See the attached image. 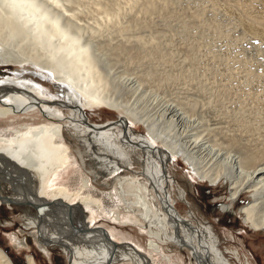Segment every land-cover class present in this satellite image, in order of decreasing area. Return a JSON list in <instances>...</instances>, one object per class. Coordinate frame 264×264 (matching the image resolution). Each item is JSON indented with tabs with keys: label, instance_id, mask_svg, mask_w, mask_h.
<instances>
[{
	"label": "bare ground",
	"instance_id": "obj_1",
	"mask_svg": "<svg viewBox=\"0 0 264 264\" xmlns=\"http://www.w3.org/2000/svg\"><path fill=\"white\" fill-rule=\"evenodd\" d=\"M260 1L264 6V0ZM78 3L79 0H0V71H3L0 76L5 75V79L0 82V123H3L0 125V202L23 206L25 210L24 230L32 229L28 235L33 237L39 250L47 256L49 247L56 245L68 253V264H154L155 262L151 256L138 249L137 246L132 243L116 241L112 239V236H109L110 233L108 234L104 228L93 224L94 217H98L102 213V208L99 205L92 202H76L74 205H69L68 202L71 198L78 197L80 191L92 192L102 200L105 214L103 217L121 221L120 215L112 212L113 208L118 209L117 204L119 203L126 210L124 213L134 217L135 222L140 221L148 230L149 235L160 244L172 243L178 248L189 250L195 264H214L209 258L208 246L200 237V232L182 220L172 203L168 187L166 188L167 185H165L168 184L169 179L166 166H169L168 163L178 155L196 174L198 180H206L211 186H215L219 180L226 179L229 183L230 201L233 202L243 194H247L249 198V201L240 208V215L245 225L254 232L264 231V137H261L263 138L261 148L252 152V150H247L248 147L245 149L231 142L236 138V135L235 137H226L222 132L223 126H221L223 118L214 119L213 117L206 125L207 121L190 119L188 127L182 132L178 131V137H175V141H171L174 139L170 134L171 129L185 121L187 111L180 104L178 106V104L168 103L162 108L160 119H164L163 124H169L172 127L170 129L168 126L159 124L160 122L155 123L154 119L144 117L133 108H129L126 102L121 103L123 100H119V98L123 97L127 91L134 96V99L137 97L139 99L137 95H140L145 83L136 82L137 87L134 89L132 87L134 85H132V89L125 84L131 80L127 79L123 85L122 82L116 81L119 77L118 74L116 76L109 68V64L116 65L114 61L110 62L112 55L115 56L116 52L109 59V54L107 57L104 52H100L103 47H96L95 40L98 43L105 41V39H97L100 33L93 34L94 31H97L96 29H87L76 25L74 16L78 11H81V8L79 9L77 6ZM94 3L98 12L110 16V20L111 16L114 17L115 12L112 6L110 7L102 0H96ZM80 21L83 22L81 18ZM243 27L252 35L264 40V34L261 30L259 31L261 26L257 23H245ZM119 29H124V27ZM119 29L117 32L120 31ZM113 31L109 34L114 35ZM139 31H137L138 33L136 30V33L131 31L122 34L116 33L117 36L114 35L110 38L113 40L121 36L120 38L135 41L141 35L139 33L142 30ZM185 31L187 29H181L179 34H183L182 37L185 35L186 40L187 32L185 33ZM195 33L197 32L195 31ZM192 34L194 35L193 32L190 35ZM111 47L113 50L116 48V46L115 48ZM155 53L159 54V51ZM257 53L259 52L257 51ZM159 59L161 58L158 57L157 60ZM152 72L154 73V71ZM37 79L52 84L55 93L43 95L44 87L37 83ZM164 80L166 81V79ZM146 85L145 88L148 87ZM54 105L58 108L70 109L73 117L69 120L73 124L85 128V131L80 133L81 136L83 135L81 138L100 145L104 143L107 146L108 142L105 139L110 138V134L113 133L115 137L118 136V141L128 149L142 151V154L146 156L148 166V172L142 175L143 179L140 180L142 182L136 183L131 180L125 182L128 180L121 179L114 185L112 192L104 193L90 188L87 178H83L78 170H74L71 176H68L69 179L65 181L68 184L65 186L67 191L58 185L57 187L52 186L53 179L62 167L63 152L65 151L61 148L60 143L62 142L57 143L62 138L60 124L63 119L56 117L53 114L54 111L51 113L50 110H46L51 109ZM93 107L118 111L120 118L105 125L90 124L87 111ZM252 113L254 114V112ZM243 115L240 120H245V114ZM246 120L252 121L248 116H246ZM42 122L45 124L40 125ZM130 122L135 125H143L146 130L145 136L141 139L134 138L130 132ZM64 143L63 141L62 144L65 145ZM112 144L115 146L114 138H112ZM259 145L261 144L259 143ZM156 166L160 167L159 170ZM146 181H148L149 187L145 186L144 182ZM3 182L10 186L12 195H8L9 197L2 196ZM150 192L154 193L152 201L154 205H159L160 210L157 208L154 211L155 208H152ZM48 197L52 200H47ZM82 206L87 207L86 213L80 209ZM221 206L222 210L229 208L226 205ZM172 208L176 213L172 212ZM88 211L89 218L86 217ZM161 216L165 220L162 221ZM122 226L126 225L122 224ZM182 228L189 234L182 237L180 233ZM16 236L13 235L12 238L15 247L27 246L25 235L21 238ZM197 240L200 241L199 247L195 245ZM160 244L150 241L148 248L161 254ZM160 257V264H177L170 259V256L168 258L161 254ZM0 264H13L1 248ZM25 264H37V262L31 255H27Z\"/></svg>",
	"mask_w": 264,
	"mask_h": 264
},
{
	"label": "rangeland",
	"instance_id": "obj_2",
	"mask_svg": "<svg viewBox=\"0 0 264 264\" xmlns=\"http://www.w3.org/2000/svg\"><path fill=\"white\" fill-rule=\"evenodd\" d=\"M95 1L79 0L77 6L79 9L81 8V11H78L74 16L76 25L87 29H96L97 31H94L93 34L100 33L97 39H105V41L98 43L95 40L96 47H103L101 49L99 47L100 52H104L107 57L110 55L109 59H111L112 54L118 52L117 54L115 53V56L112 55V60H110V62L114 61L116 65L114 66L111 63V66L109 64L112 73L119 76L117 80L115 79L116 81L122 82L121 84L123 85L129 79L131 81L125 84L134 89L139 82L147 84L146 87L148 86L145 88V85H143V90L140 95H137L139 99L138 97L134 99L130 92L124 90L126 93L123 94L122 99L119 98V100H123L121 103L126 102L129 108H133L139 114L144 115V117L147 116L150 119H154L153 121L156 120L155 123L160 122L159 124L164 123V119H160L159 115L165 105L169 103L172 105L178 104L179 106L180 104L187 111L185 121L178 123L173 128L167 123L163 124L174 131H170L174 138L171 141H175V137H178L179 132L188 127L190 119L207 121L206 125L214 117V119L223 118L222 132L226 137H235L236 135V138L231 142L237 144V146L240 145L245 149L248 147L247 150H252V152H256V149L261 148L263 142L261 137H264V40L246 31L243 25L245 23H257L261 26L259 31L261 30L264 34V6L261 3L262 1L113 0V3L112 0H102L105 4L113 7L115 15L114 17L111 16V20L109 19L110 16L97 11ZM80 18L83 22L80 21ZM261 19H263L262 23L260 22ZM120 27H124V29H119ZM118 29L120 31L117 32ZM181 29H187L185 31V33L187 32L186 40L184 38L185 35L182 37L183 34H179ZM135 30L136 32L142 30L139 33V35L141 34L139 39L135 41L132 39L130 41L128 38H120L121 36L117 39L115 38L116 40L111 39L116 33H128V31L136 33ZM111 31L115 32L114 35H111L112 33L109 34ZM192 32L194 35H190ZM111 46L113 48L116 46L115 51ZM158 51L159 54L155 53ZM158 57L161 59L157 60ZM1 73L3 71H0V75ZM168 73H170L169 77H167ZM154 75H156V78H154ZM170 75L173 76L171 77ZM2 77L0 76V82L5 79V75ZM138 79L140 80L138 81ZM37 80V83L44 87L43 95L55 93V88L52 84L47 81L44 83L39 79ZM190 103L191 106H189ZM54 107L46 110H50L51 113L54 111L53 114L56 117L63 119L60 124L62 133V138H60L62 141L59 139L57 143L65 142V145L60 143L61 148L65 149V153L63 152L62 170L60 169L53 182L51 181L52 186L57 187L58 185L67 191L65 186L68 184L65 181L69 179L74 170H78L83 178H87L88 182H90V188L104 193L112 192L114 185L120 182L121 179L128 180L125 182L131 180L136 183L143 179L142 175L148 172V166L146 156L142 154V151L128 149L118 141V136L115 137L113 133L110 134L111 139L108 136V139H105L108 142L107 146L104 143L100 145L81 138L83 135L81 136L80 133H83L85 128L78 124H73L69 120V118L73 117L70 109L58 108L55 105ZM34 111L36 112V110ZM248 111L252 114L249 115ZM242 113L245 114V120H240ZM193 114L194 117H192ZM198 115L200 116L197 117ZM119 116L120 113L118 111H109L104 108L93 107L87 111L88 122L93 125H105L108 122H115L120 118ZM246 116L252 121L246 120ZM250 116L252 117L250 118ZM39 117L41 119V116ZM27 122L30 123V121ZM43 124L45 123L42 122L40 125ZM130 126V132L134 138L141 139L145 136L146 130L143 125H135L130 122ZM249 129L251 130L249 131ZM112 138L115 140V146L112 144ZM235 140L236 142H234ZM168 165L166 170L169 179L168 184L166 183L165 185H167L166 188L168 187L172 203L175 205L182 220L200 232V237L208 246V255L211 261L214 264H264V231L254 232L245 225L240 215V208L249 201L247 194L240 195L233 202L230 201L229 183L226 179L219 180V184L216 183L215 186H211L206 180H198L196 174L178 155ZM156 168L159 170L160 167L156 166ZM144 183L146 184L145 186L149 187L148 181ZM148 187L146 188L147 190ZM2 190V196L9 197L12 195L10 186L6 182L2 183ZM55 196H58V194H55ZM149 198L152 208H155L154 211L157 208L159 209V205H154L152 201V199L154 200V193L150 192ZM47 200L51 201L52 198L48 197ZM76 202H92L99 205L102 208V213L100 216L94 217L93 224L104 228L108 234L110 233L109 236H112V239L137 246L138 249L155 260L154 264H160L161 254L168 258L170 256V259L177 264H195L189 250L178 248L172 243L164 242L160 244L149 235L148 230L145 229L140 221L135 222L134 217L124 213L126 210L119 203L117 204L118 209L113 208L112 212L120 215L121 221L103 217L105 215L103 202L92 192L80 191L79 196L75 199L71 198L68 203L69 205H74ZM221 205H226L229 208L222 210ZM80 209L84 213L88 210L84 206L80 207ZM89 214L88 211L86 217L89 218ZM24 216L25 210L23 206L0 202V248L11 259L12 263L25 264V256L31 255L37 264H68V253L56 245L49 247L47 256L39 250L33 237L28 235L32 229H29V232L24 230ZM160 219L162 221L165 220L163 216ZM162 223L164 224V222ZM122 224L126 226H122ZM183 229L180 232L182 237L185 234H189L188 231ZM13 235L14 237L17 235V238L25 235L27 246L15 247L12 241ZM150 241L160 244L161 254L148 248V242ZM199 243L200 241H195V245L198 247Z\"/></svg>",
	"mask_w": 264,
	"mask_h": 264
},
{
	"label": "water",
	"instance_id": "obj_3",
	"mask_svg": "<svg viewBox=\"0 0 264 264\" xmlns=\"http://www.w3.org/2000/svg\"><path fill=\"white\" fill-rule=\"evenodd\" d=\"M123 131H124V130H123ZM172 212H173V213H176V211H175V210H173V208H172Z\"/></svg>",
	"mask_w": 264,
	"mask_h": 264
}]
</instances>
